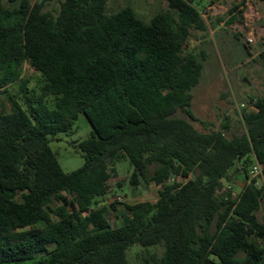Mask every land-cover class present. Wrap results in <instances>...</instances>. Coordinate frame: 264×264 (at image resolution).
I'll return each instance as SVG.
<instances>
[{
    "label": "trees",
    "instance_id": "obj_1",
    "mask_svg": "<svg viewBox=\"0 0 264 264\" xmlns=\"http://www.w3.org/2000/svg\"><path fill=\"white\" fill-rule=\"evenodd\" d=\"M55 1L57 15L46 10ZM167 1L176 16L147 23L130 6L110 14L108 0H0V264H131L135 245L144 264H264V189L252 180L264 168V98L241 135L227 136L229 120L198 130L204 59L186 47L207 30L204 0ZM27 64L39 95L23 81ZM81 115L94 133L78 145L84 166L66 173L51 137ZM126 160L133 186L161 189L157 202L126 204L114 227L120 202H104ZM236 174L238 196L226 186Z\"/></svg>",
    "mask_w": 264,
    "mask_h": 264
},
{
    "label": "rangeland",
    "instance_id": "obj_2",
    "mask_svg": "<svg viewBox=\"0 0 264 264\" xmlns=\"http://www.w3.org/2000/svg\"><path fill=\"white\" fill-rule=\"evenodd\" d=\"M30 1L35 4L41 0ZM218 1L214 0V2ZM3 2L7 6L11 5L10 0H3ZM211 5V0H204L200 6L206 16L207 30L193 29L186 47L187 52L196 53L204 59L203 77L200 84L192 91L194 99L191 109L197 117L193 123L201 132L210 133L224 131V125L229 120L230 129L226 130V133L229 138H232L234 135H241L247 131L243 119L244 109L254 110V100L264 98V57L262 56L264 37L258 35L259 27L264 26V18L259 20V16L253 13L247 16L242 14L239 20L244 23L243 28L234 25L218 28L221 24L220 18L227 20L230 15L226 11L223 15H214L208 10ZM128 6L133 7L137 15L147 23L160 13H172L176 16L167 0H108L110 14L117 13ZM260 9L264 14V3ZM46 10L57 15L60 4L55 1ZM250 27L254 28L259 36L257 43L252 46L248 45V34L244 32V28L250 29ZM246 45L250 47L249 50ZM23 81L31 90V94L41 93L43 87L41 75L29 64L25 66ZM25 95V92L19 94L22 102H25ZM50 100L51 107H54L53 98ZM2 101L10 111L11 105L7 97L3 96ZM243 104L247 107L240 111L239 108ZM179 116L187 117L184 113H180ZM93 133L92 124L85 115H81L72 130L51 137V146L66 173H73L84 166L85 158L83 152L78 149V145L89 139ZM132 174L133 168L129 160L120 163L118 177L113 180L114 191L104 202V204L120 202L117 205L119 212L111 213L110 216L114 227L121 224L119 215L124 212L126 204L157 202L159 198L160 187L156 185L135 187L130 181ZM234 182V185L227 183L226 186L232 188L235 196H238L242 193L246 180L236 174ZM263 216L264 206L259 212V218L262 219ZM142 250L144 248L140 245L131 248L129 252L131 264H144L139 259Z\"/></svg>",
    "mask_w": 264,
    "mask_h": 264
},
{
    "label": "crops",
    "instance_id": "obj_3",
    "mask_svg": "<svg viewBox=\"0 0 264 264\" xmlns=\"http://www.w3.org/2000/svg\"><path fill=\"white\" fill-rule=\"evenodd\" d=\"M241 1L242 0H219L218 2H215L214 4H212L211 6H209L208 7V10L212 11L213 14L216 15V16L217 15L219 16V14H222L223 15V14H225V11L227 13H229L230 9L233 8L235 5H237L238 3H240ZM258 2H260V1H257V0H249L248 3H247V5L246 6H242L237 13L235 12V14L232 15V16L229 14L230 15L229 19L224 20L223 18H220L221 24L218 25L219 26L218 28H225L226 25H229L228 22L234 16L235 17L238 16V20L236 21V23H234L232 25H234V26H240L241 28H243L244 23L243 22H240V20H239V18L241 16V12H243V14H245L246 16L249 13H253V14H256V15L259 16V20L263 19L264 18V14H263L262 10L260 9V6H263V3L264 2H260V3H258ZM202 14H203V17L205 19L206 16L204 15V13H202ZM244 29L246 30V31L244 30V32H245L246 35L247 34H255L256 33L255 34L256 35V43H257V38L259 36H263L264 37V26H260L259 27V31H258V33H259L258 35L259 36L257 35V32H256V30L254 28H251L250 27V29H248V28L247 29L244 28ZM257 100H254V103H256ZM246 107L247 106L245 104H243L242 106H240L239 109L241 111V109H244ZM245 110L248 111V112L254 111V110H256V105H255V109L254 110H250L249 111L247 109H244V113H245Z\"/></svg>",
    "mask_w": 264,
    "mask_h": 264
},
{
    "label": "built area",
    "instance_id": "obj_4",
    "mask_svg": "<svg viewBox=\"0 0 264 264\" xmlns=\"http://www.w3.org/2000/svg\"><path fill=\"white\" fill-rule=\"evenodd\" d=\"M248 45L252 46L256 44V38L254 34H248ZM252 180H257L256 185L264 189V168L261 164L257 163L252 170ZM122 201V198H120Z\"/></svg>",
    "mask_w": 264,
    "mask_h": 264
}]
</instances>
